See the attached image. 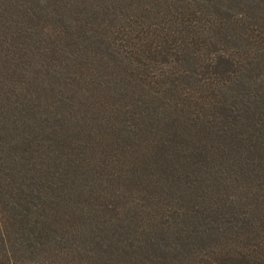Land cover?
Masks as SVG:
<instances>
[{
	"label": "trees",
	"instance_id": "16d2710c",
	"mask_svg": "<svg viewBox=\"0 0 264 264\" xmlns=\"http://www.w3.org/2000/svg\"><path fill=\"white\" fill-rule=\"evenodd\" d=\"M0 264H264V0H0Z\"/></svg>",
	"mask_w": 264,
	"mask_h": 264
},
{
	"label": "rangeland",
	"instance_id": "374dc122",
	"mask_svg": "<svg viewBox=\"0 0 264 264\" xmlns=\"http://www.w3.org/2000/svg\"><path fill=\"white\" fill-rule=\"evenodd\" d=\"M64 1H66V2H70V0H64ZM123 4H124V2H123ZM53 10V9H52ZM50 16H55L56 17V21L59 19V17H58V14L57 13H52V12H50V13H48ZM86 16H87V14L85 13V15L83 16L84 17V19L86 20ZM55 24V23H54ZM52 27H53V24H52ZM55 30H60V28H55ZM93 31H94V28H93ZM53 35V34H52ZM107 59V61L109 62V60H108V58H106ZM101 61H102V63L105 65V66H103L104 67V69L106 70V71H110L111 70V68L109 67V66H106L107 65V62H106V60L105 59H102L101 58ZM109 64H110V62H109ZM96 71L97 72H100L101 71V68L100 69H96ZM102 72V71H101ZM100 72V73H101ZM100 76H101V74H100ZM60 92V91H59ZM63 96H64V94H63ZM46 136V135H45ZM48 149H50V148H48Z\"/></svg>",
	"mask_w": 264,
	"mask_h": 264
}]
</instances>
